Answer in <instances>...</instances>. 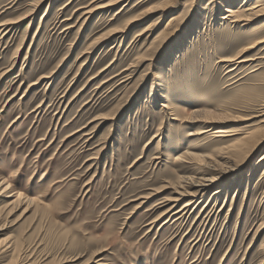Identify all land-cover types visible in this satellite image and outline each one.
<instances>
[{
  "label": "rangeland",
  "instance_id": "374dc122",
  "mask_svg": "<svg viewBox=\"0 0 264 264\" xmlns=\"http://www.w3.org/2000/svg\"><path fill=\"white\" fill-rule=\"evenodd\" d=\"M242 2L0 0V264H264Z\"/></svg>",
  "mask_w": 264,
  "mask_h": 264
},
{
  "label": "bare ground",
  "instance_id": "6f19581e",
  "mask_svg": "<svg viewBox=\"0 0 264 264\" xmlns=\"http://www.w3.org/2000/svg\"><path fill=\"white\" fill-rule=\"evenodd\" d=\"M244 3H247L248 7H247V14H244V15H235L236 17H239V19H247V20H250V19H254V18H258V17H264V0H257L256 2H254V0H243ZM242 2V3H243ZM243 3V5H245ZM226 12L230 13L229 16H233L234 17V9L233 7H227L226 8ZM228 15L224 16V18H229ZM247 17V18H245ZM14 28V27H13ZM255 32H257V34H253V35H250V38H252L249 42V44L246 46L247 48L245 49V52H248L249 50L248 49H254L256 47H259L260 45L264 44V24L262 25V27H260L258 30H256ZM25 40V39H24ZM229 60V59H228ZM227 60V61H228ZM249 60H254L252 58L250 59H242V61H249ZM231 61V60H230ZM233 69V68H232ZM10 70V69H9ZM164 108H167L169 107V104H167V102L164 103ZM264 113V112H263ZM262 114V112H261ZM260 114V115H261ZM264 115V114H263ZM200 116V115H199ZM198 116V117H199ZM175 117V116H174ZM177 117V116H176ZM199 119V118H198ZM264 120V119H262ZM207 129V128H205ZM209 130V129H208ZM219 132H224L223 130H219ZM222 135V134H221ZM227 158V157H226ZM206 161V160H205ZM208 161V160H207ZM212 161L208 162V164H210ZM214 162V161H213ZM212 164V163H211ZM207 165V164H206ZM211 166V165H210ZM214 166V165H213ZM212 166V167H213ZM221 168V167H220ZM234 169V168H233ZM233 169H228L224 172L226 173H229L231 171H233ZM191 177V176H190ZM192 178V177H191ZM189 179V178H188ZM182 180V179H181ZM190 182L192 184H194V186H197L199 187V190H205L207 188V186H209L211 183H213L215 181V179H208L207 177L205 178H198V179H194L191 181V179H189ZM184 181V180H183ZM187 181V180H186ZM189 182V181H187ZM180 183V182H178ZM186 184V183H185ZM183 185V183H182ZM189 185V184H188ZM179 186V185H178ZM193 186V185H192ZM187 187V186H186ZM181 188V187H180ZM187 189V188H186ZM178 190V189H176ZM197 190V189H196ZM1 191V190H0ZM7 191L6 188L4 190H2V192H5ZM193 191V190H192ZM191 191V192H192ZM221 192V190H218ZM178 192V191H177ZM187 192V190H186ZM181 195H186L185 191L184 192H179ZM16 194V193H15ZM190 195H193V196H196L195 193H190ZM13 194H10V197H12ZM179 196V195H178ZM177 197V196H176ZM189 197V196H188ZM175 198V197H174ZM183 198V196H182ZM175 201H178V199L175 198ZM21 202V196L19 195L17 198L13 199V201L11 203H14V204H18ZM192 203V202H191ZM186 206V205H185ZM28 264V263H27Z\"/></svg>",
  "mask_w": 264,
  "mask_h": 264
}]
</instances>
